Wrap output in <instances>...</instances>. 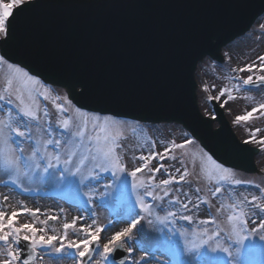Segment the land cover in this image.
I'll list each match as a JSON object with an SVG mask.
<instances>
[{
  "label": "snow or ice",
  "instance_id": "1",
  "mask_svg": "<svg viewBox=\"0 0 264 264\" xmlns=\"http://www.w3.org/2000/svg\"><path fill=\"white\" fill-rule=\"evenodd\" d=\"M29 2L0 0V41L7 43L10 39L15 20L22 10L20 6ZM260 27L264 29V24ZM257 59L259 64L248 63L238 69L253 73L239 78L242 85L264 86V74L254 78V69L264 72V56ZM0 70L5 71L0 85V171L8 178L5 183L19 187L23 192L33 191V188L25 187V183L36 184L37 192L40 186L48 184H74L81 190L87 188L83 195L87 197L86 202L92 204L88 211L93 217L97 197L100 204H104L109 197L120 201L128 198L122 221L126 226L114 231L106 242H101V233L113 226L111 221L100 225L93 218L91 224L85 222L78 226L77 222L85 220V217L77 216L63 223L62 233L49 234L48 222L57 220L58 216L49 215L39 221L45 227H37L34 223H18V217L25 213L35 217L40 209L22 207L8 213L3 210L7 205L0 207V264H40L44 259L42 253L70 256L75 264H152L153 261L156 264H171L146 248L142 249V255L132 256L136 248L129 246V242L145 233L147 226L155 225L160 226L157 230L161 233L168 229L171 236L179 234L183 239L181 254L203 256V264H237L234 258L228 259L233 257V248L241 252L246 241L257 237L264 242V188L257 185L261 195L241 193L242 198L237 197L234 202H222L215 214L198 218L196 211L201 204L209 209L213 207L208 197L192 196L186 192L182 199L179 189L173 187L180 182L190 183L187 180L191 175L189 168L181 159L180 167L174 169L177 175H174L169 167L159 162L168 158L176 160L177 157L172 155L173 149H185L193 143L192 140L172 141L163 152L133 154V159L141 163L129 169L123 141L127 139L125 129L130 122L121 119L118 114L92 112L77 106L67 95H57L52 99L49 87L26 68L12 62L7 53H0ZM240 87L241 83L224 86L216 97L209 99L219 100L226 96L223 103L227 104L236 99L233 92ZM86 93L87 86L80 95ZM41 97L45 101L52 99L59 113L55 121L48 108L41 106ZM255 113L264 115V102L239 115L237 120L249 121ZM131 123L139 125V121ZM259 131L256 129L245 143L256 142L264 146V137L256 140ZM151 143L154 147L155 141ZM26 145L30 147L26 148ZM205 158L212 166L211 169L203 167L209 182H214L209 189L212 197L223 195L225 185L231 190L232 185L253 183L236 178L232 168L201 150L202 166ZM154 160L157 161L155 166L152 165ZM162 169L167 178L157 179ZM200 191L199 187L195 188L197 194ZM8 199V196H3L4 201ZM222 213L223 220L219 219ZM178 221L187 222L188 227H177ZM70 229L82 238H70ZM52 231L55 232V229ZM21 242H27L26 256L23 255L25 249L20 247ZM118 252L128 255L117 261L114 254ZM93 256L100 259L94 261Z\"/></svg>",
  "mask_w": 264,
  "mask_h": 264
},
{
  "label": "water",
  "instance_id": "2",
  "mask_svg": "<svg viewBox=\"0 0 264 264\" xmlns=\"http://www.w3.org/2000/svg\"><path fill=\"white\" fill-rule=\"evenodd\" d=\"M20 7L10 39L0 41L12 62L89 111L183 125L218 162L259 174L258 150L236 138L217 104L216 119L201 115L195 72L207 56L224 61L222 48L264 14V0H36Z\"/></svg>",
  "mask_w": 264,
  "mask_h": 264
},
{
  "label": "rangeland",
  "instance_id": "3",
  "mask_svg": "<svg viewBox=\"0 0 264 264\" xmlns=\"http://www.w3.org/2000/svg\"><path fill=\"white\" fill-rule=\"evenodd\" d=\"M5 2H10V0H5ZM261 24H264V17L257 21L252 30L246 36L236 40L223 49L222 54L225 60L223 64H217L210 58H207L199 64L196 72L198 104L202 114L205 116H214L212 106L209 103V97H216L224 86L231 87L232 84L241 83L240 89L233 92L236 99L229 101L227 104L223 103L227 98L226 96L221 97L219 100H213L218 102L223 108L229 123L242 142L248 140L249 136L256 129H260V131L256 133V140L264 137V115L255 113L253 118L249 121L245 122L237 120L239 115L250 111L257 104L264 102V87L248 89L246 85H242V82L239 79L241 77L246 78L253 73L238 71V69L243 68L245 64L253 62L259 64L260 61L257 58L259 56H264V29H261ZM234 69H237V71H233ZM262 74H264V72H260L258 68L254 69V78L255 75ZM4 76L5 71L0 70V85L3 83ZM206 85L207 88L205 87ZM213 85H215V87H213ZM49 89L52 99L57 95L61 97L65 96V93L58 88L49 87ZM40 99L41 106H46L48 108L52 120L55 121L59 113L52 103V99L47 101L43 100L42 97ZM215 126L217 127V125ZM133 128H135V131H133ZM125 135L127 139L123 141L126 149L124 156L128 162L129 169L138 166L139 163H141L140 161L133 159V154L138 156L141 152L145 154L149 151L163 152L164 148L169 147L172 141H175L176 143H181L185 139L193 141V143L186 146L185 149H173L172 155L177 157L176 160L168 158L159 163L169 167L174 175H177L174 169L180 167L179 161L181 159L189 168L191 175L187 177V180L190 181V183L180 182V184L173 185V187L179 189V194L182 199L186 192H189L192 196L206 195L208 197L213 207L209 209L206 205L201 204L199 210L196 211V216L198 218H206L210 213L215 214L216 208L220 207L222 202H234L235 198H242L241 193L244 195H248L249 193L261 195L257 185H259L260 188H264V146H261L256 142H251L249 145L258 148L260 151L259 155L256 157V164L261 171V176L246 175L234 171L236 178L251 180L253 183L238 186L232 185L231 190L228 185H225L223 195L218 194L217 197H212L209 189L214 186V182H209L206 172L203 170V167L211 169V163L205 158L202 166L201 150L203 149L181 126L174 124L156 126L140 123L137 126L130 122L129 126L125 129ZM152 141H155L154 147L151 143ZM28 147L30 146L26 145V148ZM203 152L205 153L204 150ZM194 160L195 164H193ZM156 163L157 161H152L153 166H155ZM166 178L167 175L164 174L162 169L161 173L157 174V179ZM7 179V176L0 171V207L7 205L3 210L11 213L12 210L20 209L22 207L40 209V212L37 213V216L35 217L30 216L27 213L20 215L18 217V223H34L37 227H45L39 223V221L45 220L49 215H55L58 216V219L53 221L52 225L48 223L47 227L49 234H56L63 232V223L70 222L73 217L77 216L85 217V220L77 222L78 226L85 222L91 224L93 218L96 219L97 223L100 225L108 224L111 221L113 226L105 233H101V242H106L107 238L114 231L126 226L122 221L124 218V209L128 203L127 197L123 201L109 197L104 204H100L99 198L97 197L94 201L96 206L94 209L95 216L93 217L91 212L88 211V209L92 208V204L87 203V197L83 195L84 192L88 191L87 188L81 190L80 187L74 184H63L59 186L48 184L40 186V191L37 192L35 191V188L37 187L36 184L25 183V187H31L33 188V191L23 192L19 187L6 184L5 181H7ZM196 187L201 189L199 194L195 192ZM16 188H18L21 194L16 191ZM35 194L43 195L38 196ZM51 194H59V196L64 197L70 203L62 202L58 200L56 196ZM5 195L9 197L7 201L3 200V196ZM197 203H199V201H197ZM61 209H63V211H61ZM219 219H224L223 213ZM179 226L188 227V224L185 221H178L177 227ZM159 227V225L147 226L145 233L137 235L135 240L129 242V246H134L136 248V251L132 256L138 257L139 255H142V249L146 248L153 255L162 257L163 259L170 261L171 264H178V262H183V264H203L205 260V257L203 256L188 253L181 254L183 239L179 234L171 236L168 229H165L164 233H161L157 230ZM53 229H55V232L52 231ZM69 236L73 239L82 238V235L74 234L71 229L69 230ZM245 245V248L241 252H236L235 248H233V257L228 259L234 258L237 264H264V242H261L257 237L254 240L246 241ZM42 254L44 255V259L40 264H75L74 259L70 256L58 257L50 256L46 253ZM99 259V256L94 257V261ZM152 264H156V262L153 261Z\"/></svg>",
  "mask_w": 264,
  "mask_h": 264
}]
</instances>
